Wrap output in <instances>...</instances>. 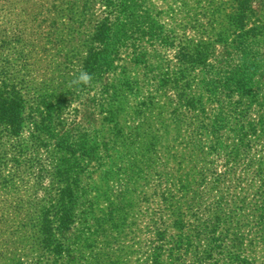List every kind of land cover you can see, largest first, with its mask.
<instances>
[{
	"label": "rangeland",
	"instance_id": "rangeland-1",
	"mask_svg": "<svg viewBox=\"0 0 264 264\" xmlns=\"http://www.w3.org/2000/svg\"><path fill=\"white\" fill-rule=\"evenodd\" d=\"M7 96L0 264H264V0H0Z\"/></svg>",
	"mask_w": 264,
	"mask_h": 264
},
{
	"label": "trees",
	"instance_id": "trees-1",
	"mask_svg": "<svg viewBox=\"0 0 264 264\" xmlns=\"http://www.w3.org/2000/svg\"><path fill=\"white\" fill-rule=\"evenodd\" d=\"M108 1L109 5H113L114 3L119 4L122 7H125V5L133 2L134 0H106ZM67 2H65L66 4ZM70 5H73L72 3H68ZM243 4V2L241 3ZM123 30V25L120 24H101L98 29H96L95 32V40L98 41V51L96 53H92L90 56H87L88 60V65L90 70L92 69V76H97L100 72L106 70L107 68H111V61L113 60V53L112 50L110 49L109 51V46H110V39L112 36H117L118 32H122ZM9 99V102L7 101H2L0 104V112L4 114L3 117V122L4 123H9V125H12V111L13 109L15 110V106L17 104L15 103V99L12 101V96H7ZM13 104V105H12ZM17 109V108H16ZM15 112V111H14ZM19 120V119H18ZM20 121V120H19ZM18 121V122H19ZM68 215L63 216L62 218L67 219ZM62 218L60 223L64 227V230L68 229V226L65 225L66 221H63Z\"/></svg>",
	"mask_w": 264,
	"mask_h": 264
},
{
	"label": "clouds",
	"instance_id": "clouds-1",
	"mask_svg": "<svg viewBox=\"0 0 264 264\" xmlns=\"http://www.w3.org/2000/svg\"><path fill=\"white\" fill-rule=\"evenodd\" d=\"M85 79H86V77H85Z\"/></svg>",
	"mask_w": 264,
	"mask_h": 264
}]
</instances>
